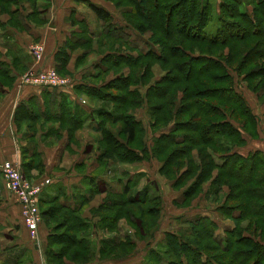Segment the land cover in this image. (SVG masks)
Instances as JSON below:
<instances>
[{"label":"trees","instance_id":"trees-1","mask_svg":"<svg viewBox=\"0 0 264 264\" xmlns=\"http://www.w3.org/2000/svg\"><path fill=\"white\" fill-rule=\"evenodd\" d=\"M28 1L32 3L34 11L31 14L33 16H29L30 19L38 24L42 23L44 20L39 17L43 15V11H38V4L40 1L48 4L49 0ZM117 1L127 4L123 12L126 25L142 34L152 32L153 39L150 38V41L157 46L158 52H140L137 56H128L124 64L120 63L121 56L116 59L112 56V62L108 63L106 70L113 68L112 70L118 71L120 66L133 69L128 70L130 73H126L124 77L120 75L113 82L104 84L107 89L122 91L121 94L114 95L112 91L103 93L100 91L101 85L96 90L93 82L76 84L75 92L112 102L114 112L117 103L115 105L113 100L119 99L124 103L118 138L113 130L103 126L107 120L114 119L113 110L101 106L95 111L99 119L96 129L102 135L97 165L102 167L117 158L127 162L139 160L133 155V151L137 145L135 140L140 141L141 138L140 123L130 116L128 110L132 105L140 106L144 100L137 97L127 101L131 99L129 96L134 95L129 87L143 82L149 66L157 61L167 72L166 76L149 89L145 97L153 129L168 124L171 119L175 124L170 133H163L157 138L155 157L161 160L165 156L162 159V169L168 175L173 174L174 169L181 170L184 161L188 164L185 166L187 172L198 171L194 184L183 193L182 203L196 197L203 183L209 179L208 174L217 168L219 173L215 184L228 188L223 203L227 211L223 213L235 222V227L226 232L223 239H219L215 235L217 226L208 217L184 220L188 226L176 232H167L166 249L163 253L149 256L147 262L161 263L165 260L166 264H264V154L260 150L248 155L237 151L238 147L245 145V135L250 138L257 136V118L247 106L244 96L235 90L233 75L228 70L230 67L243 75L246 86L257 93L260 99H264V0H252L250 11L246 8L242 10V0H220L218 28L213 35L206 31L213 15V8L208 0H162L160 3L158 0ZM18 2L21 0H0V9L10 16L7 24L0 26L26 28L25 22L19 25L23 20L22 15L17 8H13ZM84 2L102 22L100 36L108 37L111 41L129 43L128 36L122 30L125 25L114 22L111 13L103 7L87 0ZM165 9L182 13L183 21L176 24L179 28H175L174 24L172 26L166 13L164 16L161 14ZM72 23L86 28L83 22L73 18ZM256 30L260 33H255ZM74 45L68 41L62 48H73ZM64 55V49L59 50L58 60H65ZM142 58L150 62L144 61L143 66L146 67H143V75H140L138 69ZM12 69H18L15 60L12 64L0 61V88L14 82L15 77L10 74ZM97 74L90 78H97ZM41 89L40 98L31 96L16 107L14 122L17 128L27 122L29 129L33 131V125L38 120L59 122L70 133L83 126L84 120L78 112L72 111L71 101L66 95L58 89ZM177 97L180 104L175 110ZM20 155L27 178L33 170L44 169L40 154L35 149L21 147ZM35 157L39 158L37 167L31 160ZM82 165L83 163L80 164ZM97 174L93 177L98 178L99 183L89 180L88 184L82 178L83 184L77 188L79 202L75 205L61 200L64 193L60 191L49 198H40V206L48 205L41 211L46 223L49 224L47 217L55 220V224H49L51 233L44 252L47 264H64L66 260L88 261V242L80 236L86 223L79 212L102 191L110 195L109 200L96 210L102 224L115 225L119 219L125 218L137 229L140 239H149L157 229L159 207L155 205L156 195L149 194L146 188L133 192L137 180L132 181L131 178L121 190L113 189L103 185L102 178L99 179ZM178 182L177 179L175 183ZM244 218L247 221L242 224ZM61 227H65V234L59 232ZM119 245L121 243H108V246L113 247L101 250V254H128L123 250L128 248V244Z\"/></svg>","mask_w":264,"mask_h":264},{"label":"rangeland","instance_id":"rangeland-1","mask_svg":"<svg viewBox=\"0 0 264 264\" xmlns=\"http://www.w3.org/2000/svg\"><path fill=\"white\" fill-rule=\"evenodd\" d=\"M84 1L85 0H80V1L74 0L73 2L72 0L71 2L75 4L79 3L78 4L79 6L82 7L84 6V8L86 9L87 4ZM87 1L90 2V0ZM102 1L108 2L110 6L115 9L114 11L118 12L119 17L117 18L114 17L113 18L114 21H118L119 23L122 21L125 22L123 18V12L127 8L126 3L120 4L118 3L117 0H102ZM160 1L162 0H158L157 2L160 3ZM208 1L210 2L209 4L213 8V15H212V20L210 21V23H208L206 27V31L209 34L213 35L216 33L218 28L217 14L219 10L218 7L220 0H208ZM63 2L64 1L62 0H51V3L48 4L49 12L47 13V15L52 14L55 20H58L57 19L58 16L56 14V12L58 11L57 6L58 3H63ZM242 2H244L243 6L241 7L242 10L246 8L248 11H250L251 10L250 5L253 1L242 0ZM31 4L32 3L29 2L28 0H21V2H18L16 6H13L18 9L19 13L22 15L23 18V20L20 21L19 25H21L22 22H25L26 24L25 29L14 28V30L18 31L19 37H21L25 41L26 46L30 51L31 59H32V62H30L27 65V67L24 64L18 65V69H17L18 76L15 82L16 89L18 92H21L26 87L28 88L34 87L31 84H29V81L32 80L33 75L35 73L54 70L60 79H66L68 81V85L65 86L66 88L64 89H71V92L73 91L75 92L74 88L76 84H78V81H84L87 83L93 82V84L96 87L95 88L96 90H98L101 85L100 91L103 93H109L110 91H112L114 95L121 94L122 91H118V90L114 91L113 89H107L104 86V84L106 82H110V83L113 82V80L120 77V75L124 77L126 73L128 72L130 73V71L128 70H133V69H129L130 67L127 66H120L121 68L118 71L112 70L113 68L110 70H106L107 66L109 65L108 63L112 62L113 59L112 56L115 57V59L118 56H121L122 60L120 61V63H123L126 61V57L137 56L140 52L143 54L148 52H153V53L158 52L157 46L150 41L151 39H153L152 32L147 31L142 34L137 30H135L133 27L132 29L129 28V31L122 29L125 32V34L128 36L127 41L129 43L126 44L125 42H121L120 40L111 41L108 37L100 36L101 24L99 21L93 22L90 25L84 23V25L86 26L85 29L82 26H79L78 24H77L78 26L75 28H68V33L63 35V39L60 42L61 44L59 43L58 46L57 47L55 46L56 48L52 49L51 51L50 49L51 39L49 37L45 39L31 38L28 41H26V37H29L27 36L26 33V30L29 29L28 21L31 22V24L38 30H41L43 27H46L47 25L48 26L50 25L49 20H46L44 16L39 17L40 19L44 20L40 24H38L33 19H30L29 16H33L31 14H33L34 12L33 11L32 13H30L33 7V6L31 7ZM156 9H158V6L156 7ZM108 12L110 11L108 10ZM164 13H166L167 19L168 21L171 22L172 26L174 24L175 28L180 27L179 25L176 26V24H180L181 21H183V15L180 11L172 12V9H169L168 11L165 9L162 11L161 14L164 16ZM61 14L62 13H60V15ZM0 16H2L3 19L6 18L5 23L7 24L8 20L10 19V16L7 13L2 12L1 9H0ZM70 20L72 21V17ZM163 20L165 21V18H163ZM36 25H40L42 27L40 26L37 27ZM0 32H5L6 36L8 35V30H6L4 27L0 29ZM91 32L93 34H91ZM254 32L258 34L260 33L258 30ZM133 35H135L136 37H140V39H142V42L136 43V40H134ZM68 41L71 42L72 45L75 44L74 47L62 48L67 44ZM61 49H64V54H65L64 55L65 60H62V62L58 60L59 58L57 56L59 50ZM224 55L225 56L227 55V49H225ZM50 57H53L55 64H51L47 62L48 58ZM142 59H143L142 63L140 64V68L138 69L140 75H143L144 72L143 67H146L143 66L144 61L150 62L148 61V59H144V58ZM14 60L16 63L17 56L12 54L11 64L12 61ZM90 68L91 71L98 73L97 75L99 76V78L97 76V78L93 77V79L85 78L88 80H81L82 77L84 76V72ZM57 69L60 70L58 71ZM228 70L229 73L233 75L232 79L234 81L235 90L244 96L247 106L251 109L252 108L251 102H252L256 107V108L253 107L252 109L254 113L255 112L257 113V114L255 113L258 119L256 122L257 136L251 137L250 139L248 138V143H249L248 148L249 149L259 148L258 150H260L264 154V99H260L257 93L251 91L246 86L247 83L244 82L246 80L244 79L243 75H240L233 68L228 67ZM166 72L167 71H164L163 66L159 62L153 61L151 66H149L147 70V73L145 75L146 77L145 80L143 82L135 83L129 87L130 90L134 92V95L129 96L131 97V99L127 101H131L132 98H137V97H140L142 100H144L140 106L132 105L130 106L131 108L128 110L130 116L134 119L136 118L140 123L139 136L141 138L140 141L138 140H135L136 142L134 141L137 145L135 146L136 148L133 151L134 153L133 155L139 159L137 161L127 162L117 158L114 159V163L112 164V166H109V163L107 165H103L102 167L97 165L98 168L97 170H95L96 167L95 163L97 162V157L100 151V148H98V146H99V142L102 140V135L100 131L94 133L91 131L82 130V128L79 127L75 129L72 133H70L69 131H67L68 128L66 126L61 125L59 122H55V121L44 122L42 120H38L37 122L34 123L33 131L29 129L27 122H24V124H22L20 128H17L16 126L17 131L25 130L27 132L33 133L34 137L36 135V138L31 137L30 139L28 138L24 140L26 141L28 146L39 152L41 164L44 166V169L42 171L33 170L31 176L27 178L22 168L21 159L20 161L18 160L12 161L19 168L21 175L23 176L24 180L28 182L31 189L35 185H39L43 183V181L46 179L50 180L51 183L50 185L46 186L44 190H46L49 186H54L53 185L54 180L56 179L57 181L60 179V182H62L63 178L61 177L63 176L58 174L78 175L79 172L85 173L86 171H92V172L96 171L97 173H100V176L104 174V176L108 178L106 180L101 179V181L103 180L104 182L102 183L103 185L112 187L113 189L121 190L120 188L123 185L121 183V180L126 176L124 170L128 169L129 171L130 169L131 172L130 174H132L130 176L131 180L132 181L137 180V184L133 188V192L142 191L144 188H146L147 190H149V194L157 196L156 197L157 203L155 202V205L159 207L158 218H157L158 227L154 231L152 237H150L149 239L142 237L141 239L138 238L136 233L137 229L133 228L125 218L119 219L115 223V225L102 224L100 222L101 219L99 217V214L96 213V210L103 204V202L109 200L110 195L106 193V191H102L101 194H97L96 196H94L93 199L96 197L97 199L94 201L91 200L88 201V203L84 205L83 209L80 210L79 212L81 213V219L84 220L86 223L84 232L83 234H80V236L84 237L85 240L88 242V247H89V251H88L89 255L87 258L88 261L66 262L67 261L66 260L64 264H166L165 260L162 261L161 263H157V261L156 262H151V261L147 262V261L149 256H152V254L154 256L164 252L167 246L166 245L167 232H176L179 229L186 228L188 226L184 223V220L195 219L203 216L208 217L210 220L214 221L215 225L217 226L215 230V235L219 239H223L226 232H228L229 230L235 227L234 220L231 217L228 218L223 213L227 211V207L224 206L223 203L228 193V188L226 186L220 187V185L218 186L217 184H215L216 183L215 179H217L219 173V170L217 168L208 174L209 179L203 183L199 194L193 199L188 200L186 203H182L183 200L182 195L188 188H190V186L194 184L198 171L187 172L188 169H185V166H188V164L184 161L185 164L184 163L182 164L183 168L181 170L174 169L173 174L168 175L162 169L163 166L162 159H164L165 156L160 158L161 160H159L158 157H155L154 149L158 147V145H155L157 138H159V136L163 133L164 134L170 133V131L174 129L175 122L173 119H171V121L168 124L160 126L156 130L153 129V121L150 117V111L148 109V105L146 103L145 97H147V93H149L148 92L149 89L160 78L166 76ZM12 84L10 86H12ZM57 89L58 88L55 87L46 90L57 91ZM58 90H62V88ZM77 94L82 98L81 100L82 103H85L87 101L91 105H93L94 109L96 110L101 106H105L113 110L114 119L107 120L103 126L105 128L106 127L109 128L110 130H113L115 136L118 138V133L120 130V114L124 112L123 111L124 103H121L119 99L118 100L115 99V101L113 100L114 104L117 103V105L115 104L117 106V109H115L114 112V106L112 102H104L98 99L97 96L90 97L89 95L81 92H78ZM151 94H153V91L151 92ZM179 104H180L179 97H177L174 106L175 110L179 106ZM71 109L73 110L72 107ZM98 121L99 119L96 115L94 123L97 125ZM236 124H238V126L241 127L239 123ZM165 130L166 132H164ZM176 134L178 135V133ZM49 136L50 138H48ZM246 136L248 135H245V139ZM64 137L65 139H67V145L69 146L66 147V149H64L63 151L65 152L64 153L65 157H63L64 167L50 168L44 161V152L38 148L40 146L39 142H41V144L44 145V148L46 150V149H51L56 143L59 145L60 143L59 140L63 139ZM38 139L40 140L38 141ZM92 139L94 140L91 141ZM254 143H256L257 145H252ZM245 145L240 146L238 148H243L245 147ZM261 148L263 150H261ZM251 152H248L243 155H248ZM31 160L32 163L37 167L39 164V158L35 157L34 159ZM31 160H29V162ZM78 160L79 161L82 160L84 164L82 166H76V161ZM121 168L123 169L121 170ZM123 171L124 174L122 175ZM84 176L86 175L83 174L82 178L88 184L90 183L89 180H94L93 182H97V183H99L100 181L98 180V178L93 177L95 175H92L91 178H89L88 176L86 177ZM117 176L119 179H121L119 180L121 184H118L116 182ZM1 178L3 181L4 189L7 191L9 195L11 194V196L15 200V204L18 207L22 222L20 224L14 223L6 226L7 223L5 222V220H1L2 216H0V220L1 222H3L2 225H0V244L3 243L2 244L3 247L7 245L18 248L19 254L17 256L15 255L14 258H17L19 264L21 262H23V264H27L28 262L33 263L34 258L31 249H35L34 247L40 246L41 243L42 245H45V248L47 247L48 237L51 233L50 225L55 224V220L48 219V217L46 219L47 222L49 220L48 223L50 225L47 224L45 218L42 216L41 213L43 208L48 207V205H45L43 207L40 206L41 196L42 197L44 196V198H49L50 196L48 195V193L44 192V194L45 193L46 194L45 195L41 194L39 199L36 201L35 218L37 219L36 221L37 225H36V230L34 232L35 233L34 237L36 239L34 240L32 238L33 234L31 230L25 224L24 219H22L23 215L18 199V193L14 190L10 191L6 188L2 173H1ZM177 179L179 180V182L175 183ZM60 184L61 183H59V185ZM218 187H220L219 191H217ZM17 189L20 190L21 186H19ZM52 191L54 192V195H56L58 191L64 193V196L61 197V200L68 201L71 205H75L79 202L78 199L79 192L74 182L70 183L69 187L66 185H61V187H58L56 190H52ZM246 221L247 219L244 218L241 221V223L245 224ZM64 228L65 227L59 228V232L61 234L66 233V229ZM106 242L108 243L115 242L116 244L121 243V245L128 244V248L123 249L125 250V252H128V254H123L118 256H114V255L107 256L101 254V250L105 251L108 248L113 247V246H108V243ZM129 245L131 246L129 247ZM44 252L45 249L44 251L40 250L41 256H43V264H47L46 257L44 256Z\"/></svg>","mask_w":264,"mask_h":264},{"label":"crops","instance_id":"crops-1","mask_svg":"<svg viewBox=\"0 0 264 264\" xmlns=\"http://www.w3.org/2000/svg\"><path fill=\"white\" fill-rule=\"evenodd\" d=\"M62 1H64V2L58 3V6H57L58 11L56 12V14L58 16V18H57L58 20H55V18H54V16H52V14L47 15V13L49 12L48 11L49 10L48 4L51 3V0L49 1L48 4L40 1V3L38 4V11H43L42 16H44L46 20H49L50 25L43 27L41 29L42 30L41 31V30L36 29L31 24V22L28 21L29 29L26 30V33H27V36H29V37H26V41H28L31 38L32 39H38V38L45 39V38L49 37L51 39L50 49L52 51V49L56 48L58 46V44L61 42V40L63 39V35L68 33V28H75L78 26L77 24L72 23V21L70 20L71 17L73 19L77 20L78 22H83V23H86L87 25H90L93 22L99 21L96 18L95 13L86 4L85 5L87 8L85 9L84 6L83 7L79 6L78 5L79 3L78 4L73 3L74 0H73V2H71L72 0L71 1L70 0H62ZM90 2L95 4V5H98V6L101 5V7H103L107 11L109 10L110 13L112 14L113 18L119 17L118 12H115L114 11L115 9L113 7H111L108 2L102 1V0H90ZM31 7H32V5H31ZM49 7H50V5H49ZM13 8H15V7H13ZM61 10H62V12H61ZM32 12H33V7H32V10L30 13H32ZM60 13H62V14L60 15ZM5 20H6V18L3 19L2 16H0V24H5ZM99 22L102 25V22L101 21H99ZM114 22H116L120 25H125L124 29L126 31H129V28H131V27H128L126 25V23L123 21L120 23L118 21H114ZM36 26L39 27L40 25H36ZM43 26H45V25H43ZM3 27L6 30H8V35L6 36L5 32H0V61H4L6 63L11 64V55L14 54L17 56L16 63L18 65L24 64L27 67V65L30 62H32V59H31L30 51H29L28 47L26 46L25 41L21 37H19V32L14 30V28L2 25V26H0V29ZM40 27H42V26H40ZM91 34H93V33L91 32ZM133 36H134L133 37L134 40H136V43L142 42V39H140V37H136L135 35H133ZM49 54H50V52H49ZM47 62L51 63V64H55L53 57L48 58ZM10 74L15 77V81L13 82L12 86H10V87L1 86V88H0V166L4 161H17V160L20 161V159H21V155H20L21 147L32 149L30 146L27 145L25 140L28 138L30 139L31 137L36 138V135L34 137L33 133L27 132L25 130L17 131L16 124L14 122V113H15L16 107L19 105V103L27 100L31 96H37L38 98H40V93L43 90V89L37 88V87H29V88L26 87L21 92H18L16 89V85H15V82H16V79L18 76V71H16L15 69H12ZM94 74H96V72L91 71V68L87 69V71L84 72V76L83 75H82L83 77L81 76L82 77L81 80H88L85 78H90ZM157 78H159V77H157ZM78 83H86V82L78 81ZM90 84H92V83H90ZM58 91L67 96V98L72 102L73 110L78 112L79 116H81L82 119L84 120L83 126L81 127L82 130H87V131H91V132L96 133L97 132V129H96L97 126L94 123V120L96 117V112H95L96 109H94L93 105H91L87 101L85 103H82L81 102L82 98L77 93H75L74 91L71 92V89L62 88V90H58ZM251 105H252V108L255 107L252 102H251ZM252 108H251V110L253 112ZM107 109H109V108H107ZM255 113L253 112V114L257 118V115H256L257 113L256 114ZM80 131H79V133H80ZM164 132H166V130ZM48 138H50V136ZM248 138L250 139L249 136H246L247 143H246L245 147L237 148V151L239 153L246 154L248 152L259 149V148L249 149L248 148L249 147L248 146V144H249ZM39 140L40 139H38V141ZM93 140L94 139H92L91 141H93ZM59 141H60L59 145L56 143L51 149H46V150L44 148V145H42L41 142H39L40 146L38 148L44 152V161L50 168H54V167L55 168L56 167L63 168L64 167L63 157H65V155H64L65 152H63V151H64V149H66V147H69V146L67 145V139H65V137ZM56 145H58V146H56ZM252 145H257V144L254 143ZM261 150H263V149L261 148ZM82 160L76 161V166H80V164L83 163ZM113 163H114L113 161H109V166H112ZM95 166H96L95 170H97V168H98L97 162L95 163ZM122 169L123 168H121V170ZM124 171L126 174L125 177H127V178L124 177L122 180L119 179L118 176L116 178V182L118 184H121V183L123 184L120 189L123 188V186L126 184L127 180L130 179V176L132 175V174H130L131 173L130 169H129V171H128V169L124 170ZM124 171H123L122 175L124 174ZM96 173H97L96 171L95 172L86 171L85 173L79 172L78 175L77 174L76 175L75 174H58V175L63 176V177H61V178H63L62 182H60L59 178H58L59 179L58 181H57V179L54 180V184H53L54 186H49L46 190L43 191L42 195H45L46 193H48L49 196H52V195H54V192L52 190H56L58 187H61V185H66L69 187V184L72 182L75 183L77 188H80V186H82V184H83V182H82L83 174L91 177L92 175H96ZM98 176H99V178H102L105 180L108 179L104 176V174H102L100 176V173H98ZM119 180H121V183L119 182ZM59 183H61V184L59 185ZM44 192H46V193L44 194ZM96 199H97V197L94 198L93 200L91 199V201H94ZM0 216H2L1 220H5V222L7 223L6 226H8L10 224H14V223L20 224L22 222L18 207L15 204L14 198L11 196V194L9 195L7 193V191L4 189L3 181L1 178V172H0ZM1 220H0V225H2V223H3V222H1ZM2 244L3 243L0 244V264H19V262L17 261V258H14L15 255L17 256L19 254L18 248L13 247V246H7V245L5 247H3ZM34 248L35 249H31V251L33 253V258H34L33 263L28 262L27 264H43V256H41L40 250L44 251L45 245H42V243H41L40 246H35ZM20 264H23V262H21Z\"/></svg>","mask_w":264,"mask_h":264},{"label":"built area","instance_id":"built-area-1","mask_svg":"<svg viewBox=\"0 0 264 264\" xmlns=\"http://www.w3.org/2000/svg\"><path fill=\"white\" fill-rule=\"evenodd\" d=\"M34 87H47V88H66L68 81L66 79H60L54 70L42 71L35 73L31 81H29ZM0 171L3 174L4 183L8 190L16 191L18 193L19 203L22 209V219L32 232V238L35 240V230L37 225V219L35 218L36 201L41 196L46 186L50 185V180L46 179L43 183L35 185L30 188L27 181L24 180L19 168L12 161H4L0 166ZM21 186V189L17 188ZM31 189V192H30Z\"/></svg>","mask_w":264,"mask_h":264}]
</instances>
